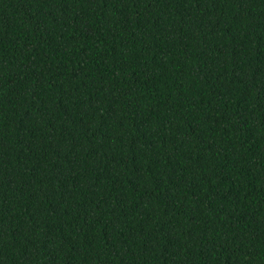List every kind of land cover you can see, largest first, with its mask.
<instances>
[{"label": "trees", "instance_id": "1", "mask_svg": "<svg viewBox=\"0 0 264 264\" xmlns=\"http://www.w3.org/2000/svg\"><path fill=\"white\" fill-rule=\"evenodd\" d=\"M0 264H264V0H0Z\"/></svg>", "mask_w": 264, "mask_h": 264}]
</instances>
